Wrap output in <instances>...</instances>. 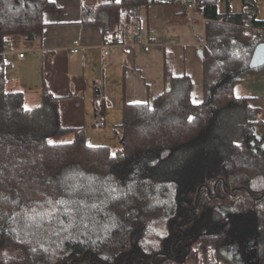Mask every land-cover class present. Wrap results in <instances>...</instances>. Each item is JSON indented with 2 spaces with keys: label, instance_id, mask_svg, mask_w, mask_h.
<instances>
[{
  "label": "trees",
  "instance_id": "16d2710c",
  "mask_svg": "<svg viewBox=\"0 0 264 264\" xmlns=\"http://www.w3.org/2000/svg\"><path fill=\"white\" fill-rule=\"evenodd\" d=\"M193 1L205 18L202 101L192 102L188 78L176 88L166 62L168 86L152 102L124 103L112 149L65 126L60 98L45 83L32 107L21 90L6 88L8 37H39L43 13L56 4L0 0V264H251L253 253L264 264V120L252 97L234 92L242 75L264 71L249 66L264 19L258 0H236V11L233 0ZM156 2L84 0L81 23L99 27L106 43L137 41L142 10ZM236 44L249 49L236 52ZM94 96L100 127L107 105L99 87ZM195 150L215 163L182 172ZM203 183L210 195L198 189ZM159 219L164 233L148 246L146 227ZM229 242L246 263L230 261Z\"/></svg>",
  "mask_w": 264,
  "mask_h": 264
},
{
  "label": "crops",
  "instance_id": "0c3cea01",
  "mask_svg": "<svg viewBox=\"0 0 264 264\" xmlns=\"http://www.w3.org/2000/svg\"><path fill=\"white\" fill-rule=\"evenodd\" d=\"M51 1L56 6L43 13L42 34L26 39V47L8 45L4 51L6 88L21 90L25 106L41 104L45 83L60 98L65 126L83 127L89 144L115 148L113 129L121 121L124 103L152 102L160 95L168 86L166 62L176 78V88L188 78L192 102L202 101L203 63L199 50L205 18L190 16L177 0H156L142 10L137 41L110 44L104 42L99 27L82 25L84 0ZM74 40L79 41L77 52L71 51ZM259 78L249 96L250 104L263 114L264 79ZM97 87L107 105L100 127L93 126Z\"/></svg>",
  "mask_w": 264,
  "mask_h": 264
},
{
  "label": "rangeland",
  "instance_id": "374dc122",
  "mask_svg": "<svg viewBox=\"0 0 264 264\" xmlns=\"http://www.w3.org/2000/svg\"><path fill=\"white\" fill-rule=\"evenodd\" d=\"M95 1L97 2V0H95ZM223 8H224V5L220 4V9L223 10ZM231 8L234 11L240 10V8H241L240 2L233 0L231 2ZM258 8H259L258 16L260 18H264V0H259ZM25 42H26V39L22 36H17V35L9 36L8 41H7V46L8 45H10V46L21 45V46L26 47ZM233 49L236 52L244 53V52L248 51L249 47L246 45H243V44H236L233 46ZM257 74H259V73H256L254 75H245V74L242 75L241 80L238 81L234 86V92L237 95H241V96H249L250 94L254 93L253 92L254 83L257 80H260V78H259L260 76L262 79H264V71L262 73L260 72V74H261L260 76L259 75L257 76ZM261 117L264 118V113L261 114ZM69 138H70V135H65V136H61V137L52 138L51 140L52 141H63V140H67ZM106 144H108V142H106ZM112 149H114V147H112ZM195 151H196V154H193L194 157L192 159H189L187 161L182 162L181 167H180L182 169V172L187 173L189 171L187 169L190 168V173L191 172L193 173L192 169L194 167H196V170L199 171V169H198L199 166H202L204 164H206L208 166V165H213V163H215V162H213L212 159H206L205 158V161L200 160V158H201L200 153H202L203 151H201V150H195ZM163 190H164V192H166L165 194H167V192L169 193V191L171 190V186L169 185V188L164 186ZM165 227H166V223H165V220H163V219L153 220L152 222H150V224L147 225L146 230H145L146 245L154 246V247L157 246L160 242V239H161L163 233H164ZM250 248L248 251H251ZM252 249L254 250V248H252ZM223 251H224V253H226L230 257V261L234 262L237 259H239L240 261L244 262V260H245V259L243 260L242 253L240 252L239 249H237L235 247V244L233 242L227 243L224 246ZM249 259L252 260L251 264L252 263L254 264V262H255L254 253H253V256L249 257ZM188 262H189V264H193V260H189ZM246 262L247 261L245 260V263ZM220 264H226V263L222 261V262H220Z\"/></svg>",
  "mask_w": 264,
  "mask_h": 264
},
{
  "label": "built area",
  "instance_id": "2783aa9c",
  "mask_svg": "<svg viewBox=\"0 0 264 264\" xmlns=\"http://www.w3.org/2000/svg\"><path fill=\"white\" fill-rule=\"evenodd\" d=\"M178 3L181 5V7L192 17H200V18H204L203 17V11L202 9H196V5L194 3L193 0H177ZM259 2V0H258ZM133 33H135V31H133ZM74 46L71 48L72 52H77L78 51V40H74ZM149 47H145V50H148ZM108 50L105 51V53H107ZM23 53L20 54V56H22Z\"/></svg>",
  "mask_w": 264,
  "mask_h": 264
},
{
  "label": "water",
  "instance_id": "95a60500",
  "mask_svg": "<svg viewBox=\"0 0 264 264\" xmlns=\"http://www.w3.org/2000/svg\"><path fill=\"white\" fill-rule=\"evenodd\" d=\"M201 49L199 50V54L201 55ZM264 65V42L258 43L251 54L249 66L251 68H256ZM262 147L264 148V142L262 143Z\"/></svg>",
  "mask_w": 264,
  "mask_h": 264
},
{
  "label": "flooded vegetation",
  "instance_id": "af4514ba",
  "mask_svg": "<svg viewBox=\"0 0 264 264\" xmlns=\"http://www.w3.org/2000/svg\"><path fill=\"white\" fill-rule=\"evenodd\" d=\"M201 187H205V189H206L208 195H210V193H209V190H210V189H209V187H208L207 184H204V183H203L201 186L198 187V189H200ZM198 189H197L196 198H195V205H194L193 207L190 208V212H193L194 209H195L196 206H197V202H196V201H197V199H198ZM212 190H213V191L216 190L215 185L213 186Z\"/></svg>",
  "mask_w": 264,
  "mask_h": 264
}]
</instances>
